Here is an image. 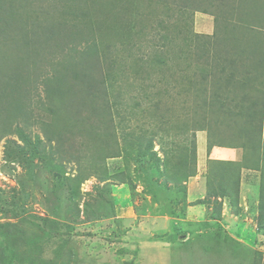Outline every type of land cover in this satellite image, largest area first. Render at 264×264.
<instances>
[{
  "label": "rangeland",
  "instance_id": "rangeland-1",
  "mask_svg": "<svg viewBox=\"0 0 264 264\" xmlns=\"http://www.w3.org/2000/svg\"><path fill=\"white\" fill-rule=\"evenodd\" d=\"M0 81V264H264V0H0Z\"/></svg>",
  "mask_w": 264,
  "mask_h": 264
},
{
  "label": "crops",
  "instance_id": "crops-1",
  "mask_svg": "<svg viewBox=\"0 0 264 264\" xmlns=\"http://www.w3.org/2000/svg\"><path fill=\"white\" fill-rule=\"evenodd\" d=\"M262 119H263V124H264V113H263ZM261 132L264 135V128H262ZM205 150H206V152H204V154L207 155L206 160L209 157H211L213 160H210V161H214L216 163L219 162L217 164H221L222 161H225L226 156H229V153H231V151L235 150V149L231 148V147H225V146H214L209 150V152L207 151V148ZM206 175H208V173H206ZM241 187H243V184H241ZM219 199H220V197H219Z\"/></svg>",
  "mask_w": 264,
  "mask_h": 264
},
{
  "label": "trees",
  "instance_id": "trees-1",
  "mask_svg": "<svg viewBox=\"0 0 264 264\" xmlns=\"http://www.w3.org/2000/svg\"><path fill=\"white\" fill-rule=\"evenodd\" d=\"M52 24V23H51ZM49 28L51 29V27H50V25H49ZM32 29V30H31ZM29 31H27L28 33H27V35H26V37L27 38H30L31 37V35H33L32 37H31V39H30V42L31 43H34L35 41V33L37 32V31H39L40 30V28H39V24H36L35 25V27L34 26H32V28H31ZM43 29L44 30H41L40 32H38L37 34H39L40 35V37H47V36H49V38H50V32H48V31H46L47 30V28H44V26H43ZM52 30V29H51ZM205 35H208V36H212V35H214V33L213 34H205ZM25 37V36H24ZM36 44H39V43H36ZM41 46V45H40ZM33 64H35V61H33ZM5 82H1L0 81V85H3ZM9 83L10 84H13V83H11L10 81H9ZM151 147V144L149 143L148 144V148H150ZM221 193L223 192V191H220ZM220 192H217L218 194L220 193ZM217 217H219V215H215V217L214 218H217Z\"/></svg>",
  "mask_w": 264,
  "mask_h": 264
}]
</instances>
